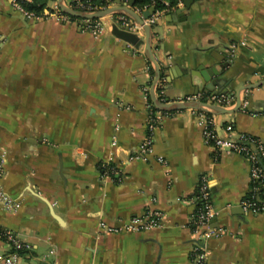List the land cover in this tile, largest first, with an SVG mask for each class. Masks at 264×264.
Masks as SVG:
<instances>
[{
	"label": "crops",
	"instance_id": "1",
	"mask_svg": "<svg viewBox=\"0 0 264 264\" xmlns=\"http://www.w3.org/2000/svg\"><path fill=\"white\" fill-rule=\"evenodd\" d=\"M14 1L0 0V185L19 206L12 213L0 207V228L31 244L21 264H192L204 174L218 211L212 226L222 230L203 243L207 264H264V213L241 206L251 188L249 162L207 145L196 111L165 113L152 151L141 153L154 65L145 43L136 48L112 33L122 12L104 16L105 30L95 36L81 18L29 19ZM57 7L50 2L46 11ZM152 32L161 100L198 87L236 98L244 85L264 81V0H191L190 7L180 0ZM135 33L146 38L138 23ZM227 61L212 77L220 81L214 91L200 86L211 66ZM240 95V109L213 114L217 128L230 124L234 135L264 141V82ZM104 164L116 172L103 177ZM148 207L162 213L159 226L101 230V220L120 225Z\"/></svg>",
	"mask_w": 264,
	"mask_h": 264
},
{
	"label": "built area",
	"instance_id": "2",
	"mask_svg": "<svg viewBox=\"0 0 264 264\" xmlns=\"http://www.w3.org/2000/svg\"><path fill=\"white\" fill-rule=\"evenodd\" d=\"M156 1L163 3L170 9V0H154L151 7H154L155 10L149 18L145 19V22L152 26L156 23L162 12L168 9H157L155 7ZM13 4L16 9L29 19L43 18L36 16L33 12L25 9L19 1L15 0ZM112 5L114 4H110L107 7H111ZM70 6L74 9L88 13L107 8L103 7L94 9L89 7L88 9H79L73 5ZM77 6L84 7L81 0H77ZM56 9L61 10L60 7H57ZM134 10L142 15V9L136 8ZM54 13L61 19H70V15L63 11L62 13ZM45 14V17H47L52 13L45 11ZM113 22L119 28L131 32H135V28L137 27V23L133 20V18L123 12L116 14L113 18ZM82 26L84 30L91 31L95 36L100 35L105 30L103 17L97 19H82ZM158 86L159 84L157 85L156 95ZM146 92L149 93V89H146ZM177 101H202L207 104L220 105L227 109L235 105L236 98L225 94L206 95L204 93H196L177 99ZM192 110L198 113V123L204 129V141L207 145L213 147V149L218 152L229 151L238 153L247 159L250 165L249 175L251 179V188L249 193L241 200V206L245 211L256 214L264 213V141L247 133L234 135L233 127L230 124L224 126L223 129H218L214 115L209 116L206 112L196 109ZM165 113L169 112L156 108L154 103H149L147 115V136L140 146V151L143 155L152 151L153 133L160 126L161 119ZM115 172L116 167L113 165L104 164L101 166V173L103 177L114 174ZM4 176V161L0 158V182ZM197 199L199 201V206L192 217V225L194 232L197 235V240L194 242L192 247L191 259L192 264H207L206 248L203 243H205L208 239L219 236L222 231L221 229L212 226V222L217 216L218 211L212 201L210 180L207 174L202 175L200 178ZM18 206V201L9 195L0 185V207L5 209L7 212L12 213L17 210ZM161 221L162 213L157 209L148 207L142 215H135L120 225H111L106 223V221L101 220L100 227L103 232L112 234L140 233L159 226ZM0 238L7 244V247L0 249V264H21L22 254L32 249L31 244L22 241L9 230L1 232ZM47 264L53 263L48 262Z\"/></svg>",
	"mask_w": 264,
	"mask_h": 264
},
{
	"label": "water",
	"instance_id": "3",
	"mask_svg": "<svg viewBox=\"0 0 264 264\" xmlns=\"http://www.w3.org/2000/svg\"><path fill=\"white\" fill-rule=\"evenodd\" d=\"M16 1H22V0H16ZM116 5H112L111 7H107L105 9H100L92 13L84 12L81 10H77L69 6L65 0H58V6L60 9L69 14L72 17L75 18H81V19H97L101 18L104 16L109 15L110 13L116 12V11H121L138 23L145 31L146 33V38L142 39L139 37V35L135 32H131L128 30H124L119 28L116 24L113 25L112 33L117 36L120 39H123L124 41L129 42L130 44L134 45L136 48L140 47V45L144 44L146 45V53L150 59V61L154 65V79L152 82V87H151V99L155 105L156 108L163 110V111H172V110H183V109H196L200 110L206 113H212V114H223V113H231L235 112L238 109H240L242 105V99H241V91L242 90H247L251 88H255L260 86L264 81L260 83H253V84H248L244 85L241 87L240 91L237 93V103L236 107L232 110H228L220 105L216 104H207L202 101H170L168 99L166 100H161L157 95H156V89L157 85L159 84L161 77H162V71H161V66L156 58V55L153 51L152 47V29L153 26L146 23L145 19L149 18L152 13L154 12L155 8L150 7L149 9L143 11L142 15L137 13L134 9V0H131L129 4H121L120 0H117ZM185 6L190 7L191 5V0H184ZM229 62H225L224 64L220 65L219 67L214 65L211 66L208 69L207 73L203 74V79H201V85L203 88H206L208 91H214L216 86L219 85L220 81L217 80H212V77L215 75H220L221 71L223 70L224 67L228 66ZM200 87H198L196 93L200 92Z\"/></svg>",
	"mask_w": 264,
	"mask_h": 264
},
{
	"label": "trees",
	"instance_id": "4",
	"mask_svg": "<svg viewBox=\"0 0 264 264\" xmlns=\"http://www.w3.org/2000/svg\"><path fill=\"white\" fill-rule=\"evenodd\" d=\"M53 1H56V0H22V1H19V3L25 8L27 9L28 11L30 12H33L36 16H40V17H45L46 14H45V11L47 9H49V4L50 2H53ZM84 7H79L77 6V1H74L72 3V5L76 8H79V9H88L89 7H92L94 9L96 8H103V7H107L109 6L110 4L116 2L117 0H81ZM122 2H129L131 0H121ZM153 1L154 0H134V6L139 8V9H145V8H150L152 5H153ZM180 0H170V8L176 6L178 4ZM155 7L157 9H169V7L165 6L163 3L159 2V1H156L155 3ZM54 13V12H61V10L59 9H56V10H51L50 9V13ZM70 18L72 20H79L78 18H75V17H72L70 16ZM154 68L151 66V76L152 78L154 77ZM148 99H149V102L152 103V100L150 98V95L148 94ZM170 113H172L171 111H169ZM207 115L209 116H212L213 114L212 113H206ZM4 230H2L0 228V233L3 232Z\"/></svg>",
	"mask_w": 264,
	"mask_h": 264
}]
</instances>
